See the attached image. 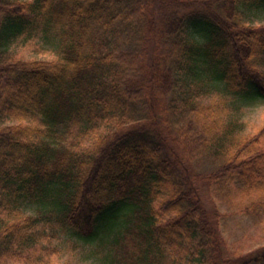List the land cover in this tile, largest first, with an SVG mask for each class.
<instances>
[{
	"label": "trees",
	"instance_id": "16d2710c",
	"mask_svg": "<svg viewBox=\"0 0 264 264\" xmlns=\"http://www.w3.org/2000/svg\"><path fill=\"white\" fill-rule=\"evenodd\" d=\"M253 10L0 0V264H69L62 238L103 264H264V235L246 252L224 237L232 213L264 218ZM39 40L52 58L16 54Z\"/></svg>",
	"mask_w": 264,
	"mask_h": 264
},
{
	"label": "rangeland",
	"instance_id": "374dc122",
	"mask_svg": "<svg viewBox=\"0 0 264 264\" xmlns=\"http://www.w3.org/2000/svg\"><path fill=\"white\" fill-rule=\"evenodd\" d=\"M247 22L252 24H264V10H253L249 13ZM39 48L24 46L18 44L16 46V54L25 58L50 59L54 54V46L49 42L39 40ZM50 50V51H48ZM259 67L264 70V60L258 61ZM243 120L246 123L247 131H255L259 126L264 124V100L245 107ZM27 213H35V205H27L25 208ZM229 220L225 227L224 237L229 245L236 250L248 251L256 247L258 241L264 235V218L253 219L251 217H243L235 213L228 216ZM61 248V254L57 263L67 260L69 264H103L98 256L86 254L83 248L73 247L69 241L62 238L57 243ZM246 249V250H245ZM238 252V251H237Z\"/></svg>",
	"mask_w": 264,
	"mask_h": 264
}]
</instances>
